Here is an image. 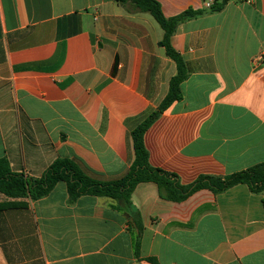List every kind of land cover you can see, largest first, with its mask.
I'll return each mask as SVG.
<instances>
[{
	"label": "crops",
	"instance_id": "1",
	"mask_svg": "<svg viewBox=\"0 0 264 264\" xmlns=\"http://www.w3.org/2000/svg\"><path fill=\"white\" fill-rule=\"evenodd\" d=\"M155 1L166 18L205 12L171 37L188 77L144 133L149 165L188 185L264 163V0H222L219 12ZM147 15L117 0H0V159L11 171L39 178L62 158L100 182L127 174L131 132L176 74ZM16 202L0 210V264H264V191L244 184L175 203L141 183L129 210L69 201L64 183Z\"/></svg>",
	"mask_w": 264,
	"mask_h": 264
},
{
	"label": "trees",
	"instance_id": "2",
	"mask_svg": "<svg viewBox=\"0 0 264 264\" xmlns=\"http://www.w3.org/2000/svg\"><path fill=\"white\" fill-rule=\"evenodd\" d=\"M117 3L127 12L147 13L151 16L163 32L159 45L164 48L166 56L176 67V74L169 81L165 98L157 109L131 132L134 160L129 171L118 180L100 182L83 172L74 161L59 158L50 164L41 177L32 178L11 171L8 161L0 159V195L9 199L8 202L0 204V210L22 206L17 200H39L47 196L58 183L65 184L69 201H75L81 196L105 197L115 200L124 210L131 209V195L141 183H154L161 199L175 203L185 201L200 190L220 194L239 184L246 185L254 194L264 191V163L223 177L201 175L188 185L181 184L175 174L149 165L143 140L144 133L172 103L181 100L180 85L188 77L184 59L172 46L171 37L181 23L196 18L205 11L188 9L177 16L166 18L155 0H117ZM224 4L223 1L212 6L208 12H219ZM134 221L139 233L134 247L135 255L138 256L143 226L137 212ZM148 261L152 262L151 259Z\"/></svg>",
	"mask_w": 264,
	"mask_h": 264
},
{
	"label": "built area",
	"instance_id": "3",
	"mask_svg": "<svg viewBox=\"0 0 264 264\" xmlns=\"http://www.w3.org/2000/svg\"><path fill=\"white\" fill-rule=\"evenodd\" d=\"M220 1L222 0H207L206 2H204L203 7L206 9H210L213 5H215L217 2H220Z\"/></svg>",
	"mask_w": 264,
	"mask_h": 264
},
{
	"label": "rangeland",
	"instance_id": "4",
	"mask_svg": "<svg viewBox=\"0 0 264 264\" xmlns=\"http://www.w3.org/2000/svg\"><path fill=\"white\" fill-rule=\"evenodd\" d=\"M147 16H149V15H147ZM155 26H156V28H158V30H159L160 32H162V30H161L160 27L157 25V23H155Z\"/></svg>",
	"mask_w": 264,
	"mask_h": 264
}]
</instances>
